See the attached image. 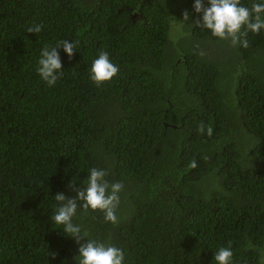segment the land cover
Here are the masks:
<instances>
[{"label": "trees", "instance_id": "trees-1", "mask_svg": "<svg viewBox=\"0 0 264 264\" xmlns=\"http://www.w3.org/2000/svg\"><path fill=\"white\" fill-rule=\"evenodd\" d=\"M184 12L162 0H0V264H77L79 245L51 216L92 167L124 185L118 223L90 209L73 223L121 248L124 264H215L229 246L232 264H261L264 29L233 47L192 26L195 11L170 30ZM61 40L76 53L57 49L64 74L49 87L40 54ZM101 51L119 72L97 86Z\"/></svg>", "mask_w": 264, "mask_h": 264}, {"label": "clouds", "instance_id": "clouds-1", "mask_svg": "<svg viewBox=\"0 0 264 264\" xmlns=\"http://www.w3.org/2000/svg\"><path fill=\"white\" fill-rule=\"evenodd\" d=\"M190 4L191 0H181L179 4L178 0H175L174 11H185L182 14L185 23H179L175 18L170 22V30L175 31L178 25L187 24L190 19L187 11H192L193 7V11L202 16V22L196 19L192 26L210 30L214 37L230 41L233 47L237 45L248 47V33L259 34L264 29V0L253 2L250 7L242 5L241 0H195L194 6ZM131 11H136L135 18H145L141 12L142 9ZM42 28V24H33L27 28V32L38 35ZM76 46V43L72 41L61 40L55 47L42 49L37 72L49 87L54 86L64 74L57 49L62 47L68 57L72 58L76 53ZM200 54L203 55L202 52ZM118 72L119 68L111 61L109 54L101 51L91 65L90 78L99 86L110 82ZM198 131L202 135L206 132L209 137L213 135V128L210 124L201 123ZM197 166L195 159L189 164V167L193 169ZM107 176L106 170L92 167L88 178L84 181L83 188L70 185L76 191V197L67 198L63 193H58L54 197L59 206L55 214L51 216V220L56 225L62 226L63 232L74 238L79 245V256L75 258L77 264H124L125 254L121 248L88 238V232L82 231L80 225L73 223L78 210L87 213L89 209L102 212L106 222L118 223L116 212L120 205V193L124 185L122 182L110 183ZM85 239L87 242L82 243ZM233 255L230 246L220 247L214 256L215 264H232ZM52 256L55 258L56 253H52ZM261 264H264V255L261 256Z\"/></svg>", "mask_w": 264, "mask_h": 264}, {"label": "rangeland", "instance_id": "rangeland-1", "mask_svg": "<svg viewBox=\"0 0 264 264\" xmlns=\"http://www.w3.org/2000/svg\"><path fill=\"white\" fill-rule=\"evenodd\" d=\"M162 1L169 8V11L175 10V0H162ZM207 50L210 52L212 51V48H207Z\"/></svg>", "mask_w": 264, "mask_h": 264}, {"label": "flooded vegetation", "instance_id": "flooded-vegetation-1", "mask_svg": "<svg viewBox=\"0 0 264 264\" xmlns=\"http://www.w3.org/2000/svg\"><path fill=\"white\" fill-rule=\"evenodd\" d=\"M246 4H248L249 6H251V4L253 2H258V0H243ZM245 6V5H244ZM194 10V7L192 8V11Z\"/></svg>", "mask_w": 264, "mask_h": 264}]
</instances>
